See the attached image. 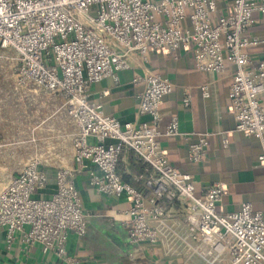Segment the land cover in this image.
Masks as SVG:
<instances>
[{
	"label": "built area",
	"instance_id": "built-area-1",
	"mask_svg": "<svg viewBox=\"0 0 264 264\" xmlns=\"http://www.w3.org/2000/svg\"><path fill=\"white\" fill-rule=\"evenodd\" d=\"M219 2L0 0V47L18 55L16 83L58 95L73 129L71 168L50 174L35 161L0 191V236L7 248L16 242L28 250L37 246L59 264H83L68 248L71 234H86L89 214L76 180L82 176L97 194L129 200L124 225L132 262L145 260V245L163 242L184 264H264V213L249 202L220 213L216 207L225 185L214 183L197 194L193 177L168 161L161 142L187 136L179 132L177 116L163 124L159 107L174 88L169 78L149 72L133 76L132 85L142 86L138 115L147 117L139 123L121 124L87 101L92 84L107 78L119 82L117 74L130 68L131 54L145 63L151 52L165 51L174 61L180 51L190 52L198 71L223 74L231 68L229 113L235 131L260 141L258 160L264 163V58L254 62L248 53L264 45V37L249 34L252 15L264 14V0H229L225 13ZM200 90L209 97L205 87ZM184 92L182 104L188 107L191 95ZM208 138L198 134L188 144L189 163L205 161ZM128 151L140 166L132 177L140 189L119 174Z\"/></svg>",
	"mask_w": 264,
	"mask_h": 264
},
{
	"label": "crops",
	"instance_id": "crops-1",
	"mask_svg": "<svg viewBox=\"0 0 264 264\" xmlns=\"http://www.w3.org/2000/svg\"><path fill=\"white\" fill-rule=\"evenodd\" d=\"M228 5L229 0H220L222 13H225ZM252 20L254 24L249 34L263 38L264 14L254 13ZM248 53L254 62L259 61L264 58V45L251 48ZM148 59L144 63L136 54L129 55L127 60L130 68L117 74L119 82L115 83L107 78L92 84L86 93L88 103L99 105L106 115L116 117L121 124L146 121V116L138 115L136 96L142 91V86L132 85L133 76L149 72L169 78L174 88L170 95L163 98L159 107L164 114L163 124L168 122L170 115H175L179 132L187 134L186 137L177 136L161 142L170 164L175 170L193 177L197 194L214 183L224 184L226 195L216 207L220 213L237 211L246 202L251 204L252 210L264 213V163L258 160L261 144L256 138L243 137L235 131L234 119L229 113L228 88L233 75L231 68L228 67L223 74L198 71L190 52L185 51H180L178 60L175 61L165 51L151 52ZM202 87L207 89L208 98L203 96L200 90ZM186 90L191 95L188 107L182 104ZM261 98L264 100V93ZM17 103L16 96H0V134L9 133L7 130L9 131L10 125L9 128L1 129V120L4 124L5 120L12 118ZM46 108H52L54 112L49 114L50 117L48 113H43V119L56 127L54 130L58 132L67 120L63 112V100L42 103V109ZM47 124L45 122L46 126ZM202 133L209 135L205 161L191 164L186 159V148L194 142L196 135ZM223 139L227 142V147L223 146ZM122 162L124 164L119 169L121 179L140 189V184L132 179L140 173V166L134 161L133 154L126 152ZM76 180L82 208L89 217L84 236L70 235V255L82 260L83 264H184L181 255L169 251L163 242L154 246L145 245V260H128L130 247L124 223L125 212L130 206L129 200L125 197L97 194L87 186L82 176H77ZM51 189L52 185L49 186V191ZM181 232L184 234V229ZM0 264L59 263L54 256L41 254L37 246L28 250L16 242L7 248L1 235Z\"/></svg>",
	"mask_w": 264,
	"mask_h": 264
},
{
	"label": "rangeland",
	"instance_id": "rangeland-1",
	"mask_svg": "<svg viewBox=\"0 0 264 264\" xmlns=\"http://www.w3.org/2000/svg\"><path fill=\"white\" fill-rule=\"evenodd\" d=\"M19 64L15 51L0 47V96H16L18 100L12 118L5 120L4 124L1 120V129L9 128V125L10 129L7 130L9 133L0 134V191L11 177L35 161L39 163L41 170H48L50 174L59 167L72 166L70 136L73 129L64 107L63 112L67 120L58 132L54 130L56 127H52L50 122L43 119V113H48L50 117L49 114L54 112V109H42V103L62 99L58 95L44 94L41 89L32 85L18 86L16 73ZM45 122L48 123L47 126ZM50 126L52 131L49 130Z\"/></svg>",
	"mask_w": 264,
	"mask_h": 264
}]
</instances>
